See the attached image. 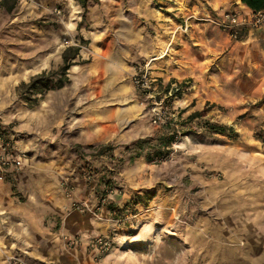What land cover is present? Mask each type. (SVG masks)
I'll return each mask as SVG.
<instances>
[{"label": "rangeland", "instance_id": "374dc122", "mask_svg": "<svg viewBox=\"0 0 264 264\" xmlns=\"http://www.w3.org/2000/svg\"><path fill=\"white\" fill-rule=\"evenodd\" d=\"M85 3L0 0V264H264V22L233 39L241 0ZM69 46V83L26 103L20 83ZM145 64L161 106L132 84Z\"/></svg>", "mask_w": 264, "mask_h": 264}, {"label": "trees", "instance_id": "16d2710c", "mask_svg": "<svg viewBox=\"0 0 264 264\" xmlns=\"http://www.w3.org/2000/svg\"><path fill=\"white\" fill-rule=\"evenodd\" d=\"M83 8L86 7L85 0H77ZM241 4L248 8L251 12L264 11V0H241ZM80 59V47L69 46L67 47L61 55V65L57 70L53 71H43L30 78L28 82H21L17 88L18 94L23 96L25 102L34 106L38 103L39 99L48 91L62 89L64 85L69 83L68 71L70 68L77 64ZM168 90V88H166ZM179 95L180 93H176ZM257 105L264 108V98L258 101ZM208 109H202L201 111H196L189 114L186 118V123H190L195 119H200L205 116ZM203 129L211 134L224 135L235 139L238 135L234 127L228 126L222 123H212L209 121L203 122ZM264 138V137H263ZM264 140V139H262ZM147 140L137 139L132 141L129 146L125 147V151L133 152L135 157H141L144 154L145 145ZM174 142V133L161 137L160 148L167 149ZM264 142V141H263ZM93 149V147H88ZM112 147L109 145L100 146L97 148V155H110ZM156 153L160 150H155ZM112 157V155H110ZM149 160L147 155L146 157ZM151 158V157H150ZM151 161V160H149ZM111 208V207H109ZM110 211L112 209H109Z\"/></svg>", "mask_w": 264, "mask_h": 264}, {"label": "built area", "instance_id": "2783aa9c", "mask_svg": "<svg viewBox=\"0 0 264 264\" xmlns=\"http://www.w3.org/2000/svg\"><path fill=\"white\" fill-rule=\"evenodd\" d=\"M246 18H239L234 14H224L222 16V27L229 31L230 36L233 39L238 38V33L245 26H251L252 28L260 26L264 22V11H259L251 13V18L247 21ZM132 84L139 90L142 94L147 97V99L152 100L153 104L156 106H161L162 99L159 98V93L157 92V87L155 85V79L151 76L150 68L148 64L139 66L135 69L132 75ZM179 92V87L177 84L170 85L165 97H173ZM160 99L157 101V99ZM73 243L71 242V245ZM90 247L97 252H107L111 249V242L104 237H96L90 243ZM15 264H22L21 262H16Z\"/></svg>", "mask_w": 264, "mask_h": 264}, {"label": "crops", "instance_id": "0c3cea01", "mask_svg": "<svg viewBox=\"0 0 264 264\" xmlns=\"http://www.w3.org/2000/svg\"><path fill=\"white\" fill-rule=\"evenodd\" d=\"M247 10H249V9L247 8ZM249 11H250V10H249ZM164 82H165V83H168V84H166V87H165L164 89H166V88L169 89L170 85L176 84V83H171V82H174V81H173V80L170 81V80H169V77H166V79H164Z\"/></svg>", "mask_w": 264, "mask_h": 264}]
</instances>
